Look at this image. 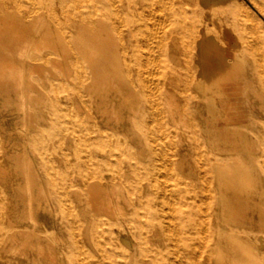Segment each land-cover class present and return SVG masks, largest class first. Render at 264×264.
<instances>
[{
	"label": "bare ground",
	"instance_id": "bare-ground-1",
	"mask_svg": "<svg viewBox=\"0 0 264 264\" xmlns=\"http://www.w3.org/2000/svg\"><path fill=\"white\" fill-rule=\"evenodd\" d=\"M161 7L168 23L156 15ZM172 7L171 0H0V166L10 159L22 176L10 182L13 205L2 207L0 190V218L31 264L57 256L44 241L47 216L70 241L59 264L93 256L94 264H264V133L246 124L256 110L233 112L237 148L216 139L230 133L222 116L213 119L216 130L200 127L196 113L207 99L188 89L194 72L174 62L182 55L193 63L212 29ZM249 11H229L240 19L235 30L246 48L264 46ZM240 155V172L248 155L262 172L253 184L249 171L240 175L251 195L224 175L226 160ZM250 196L255 230L225 222Z\"/></svg>",
	"mask_w": 264,
	"mask_h": 264
},
{
	"label": "rangeland",
	"instance_id": "rangeland-1",
	"mask_svg": "<svg viewBox=\"0 0 264 264\" xmlns=\"http://www.w3.org/2000/svg\"><path fill=\"white\" fill-rule=\"evenodd\" d=\"M171 1L173 4L172 8L178 13L181 15L187 14L190 17L194 16L197 19L196 21L203 20L208 24V27L212 29V32L208 34L207 39L203 41L199 40L200 42L195 49V54L194 56L192 55L193 58L191 59V62L193 63L188 65L189 63H187V59L182 55L174 62L175 65L181 66L185 69L189 67L191 72H194L195 78L197 79L194 82L192 81L188 83V89L189 91L198 90L197 95L199 98L207 99L205 106L202 108V115L200 116L196 113L198 121L199 119L201 120L199 121V124L201 125L200 127L202 129L207 128L209 131L213 129L216 130L217 128L214 125L216 123L213 119L222 116V127L227 128L230 133L223 134L222 137L218 136L216 139L220 141L226 139L228 143L226 146L229 150L237 148L238 146L235 143L233 134L240 133V123L235 122L236 119L233 116V112L241 108H247L250 113V105H253L256 110L253 112V116L255 117L254 119L257 120L255 122L248 120L246 122L247 127L254 133H264V115L262 114L260 107L261 104L264 105V87H260V82L264 79V46L259 44L256 48H246L240 41L234 26V24L239 22L240 19H237L236 17V19L233 20V17L229 12L230 10H250L249 12L252 13L257 22V25L255 26V35L263 36L264 13L261 8L264 7V0ZM166 10L167 9L161 7V9L159 8L157 10L161 12L156 11L157 13H155L158 16L160 13L162 14L160 16H163L164 14L165 17L167 16L166 14L168 11ZM148 16L149 15H147V17ZM168 22V19L165 17V23ZM165 23H160L162 33L165 29ZM165 40L167 41L168 39ZM180 48V50H183L182 47ZM258 63L260 66L259 70L256 68V64ZM158 70H160V72L163 71L160 67H158ZM248 79H252V84L256 85V88L258 89L256 92L253 88H251V85L245 88V82ZM257 92H259V94ZM185 125H190V122L186 120ZM179 127L182 126L179 125ZM183 130L189 132V129L187 128ZM0 133L4 138L5 134L1 130V126ZM258 139L262 142L264 137L259 136ZM17 151L19 150L17 149ZM34 156L36 155L34 154ZM248 156L250 161L244 164V167L247 169L242 170V172H240L237 164L239 163V166L240 164L242 165V161L245 157L244 155L238 156V159L236 160H226L224 164V175L226 180H229V182L234 186V189H241L240 191H245L247 194L249 193V195H251L253 188L245 189L240 183V175L242 173L247 175L250 172V179L247 181L250 184H253V182L260 179L262 172L259 169V165L253 161L254 156ZM186 158L187 156L183 159V164L186 163ZM1 162L3 165L0 166V168L4 169L5 174V179L0 178V190L4 194L2 196L1 205L4 208L6 203H8L9 206L14 203L12 195L14 189L13 186L10 185V182H13L15 186L17 181L19 182L22 180V176L21 174H17L15 163L12 160L4 158ZM245 171H247V174ZM6 183H9L8 186H6ZM88 183V181H84V184L80 187L83 197L86 196V185ZM258 191L261 192V189ZM256 201L259 203L261 202L260 199H257ZM254 202L255 200H253L251 196L248 199L242 198L240 205L233 206L231 209L234 215L231 217L227 212V215L224 217V221L229 225L232 223L235 225L244 223L243 225L245 230L254 231L256 228V218L253 223L250 222V218L252 217L255 208ZM258 210L260 211L259 208ZM262 217L263 219L260 222L262 224V229L264 230V212H262ZM45 220L48 234L46 236L47 239H44V241H48L54 247L57 256L54 261L45 260L43 264H59V260L64 253L62 247L65 244L70 243V241L67 239V234L61 233L55 226H51V221L48 216ZM12 227L13 225L11 226L6 222L4 214L0 218V264H31L26 255L15 251L13 248V240L11 239ZM77 236L83 241V248L85 251L89 253L90 256L94 255V248L87 242L85 234L80 231ZM106 237L107 235H102L103 240H105ZM116 238L114 239L117 243H122L121 236H118L117 239ZM250 245H253V240L247 241L246 247ZM73 249L75 250L76 248L74 247ZM75 252H77V250H75ZM86 263L94 264V256L86 257ZM183 263L185 264V261ZM65 264H75L74 258H66Z\"/></svg>",
	"mask_w": 264,
	"mask_h": 264
}]
</instances>
